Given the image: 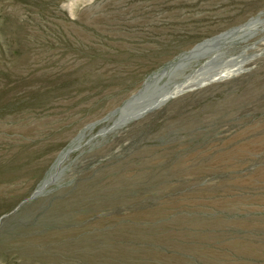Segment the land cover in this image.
Wrapping results in <instances>:
<instances>
[{
  "label": "rangeland",
  "instance_id": "1",
  "mask_svg": "<svg viewBox=\"0 0 264 264\" xmlns=\"http://www.w3.org/2000/svg\"><path fill=\"white\" fill-rule=\"evenodd\" d=\"M0 264H264V0H0Z\"/></svg>",
  "mask_w": 264,
  "mask_h": 264
},
{
  "label": "water",
  "instance_id": "2",
  "mask_svg": "<svg viewBox=\"0 0 264 264\" xmlns=\"http://www.w3.org/2000/svg\"><path fill=\"white\" fill-rule=\"evenodd\" d=\"M237 31V29L231 30L223 35H231L233 33H235ZM221 36V35H220ZM220 36H217L213 39H210L208 41H204L198 45H196L194 48H192L190 51H188L185 54H182L180 59L185 58V56L187 54H190L194 51H196L198 49V47H201L203 45H206L209 43L210 46L215 45L217 43V39H219ZM179 59V60H180ZM173 65H175V63H173L172 65H168L166 68L161 69L159 72L151 75L148 77V79L144 82L143 87L135 94L133 95L130 99H128L124 105L119 108L114 110L113 112H111L108 116L112 117L115 115H119V118H122L125 116V114L133 111L135 108H138V102H146V103H154V101L157 100L158 96L160 93L163 92L164 89L168 88L165 84L159 86V82L161 80V78L163 76H165L167 73V71H171L173 68ZM70 150H66L65 153L63 152L59 158L56 161V165H55V170H57L58 164L61 160L62 155H66ZM57 178V174L55 172H51L36 188V190L34 191V193L31 195V197L28 199H32L34 197H36L37 195H39L44 189L45 187H47L51 182L55 181V179Z\"/></svg>",
  "mask_w": 264,
  "mask_h": 264
},
{
  "label": "bare ground",
  "instance_id": "3",
  "mask_svg": "<svg viewBox=\"0 0 264 264\" xmlns=\"http://www.w3.org/2000/svg\"><path fill=\"white\" fill-rule=\"evenodd\" d=\"M257 21L256 20H252V21H250L249 23H247L246 25H244L243 27H240V28H238L237 29V31L235 32V33H233V34H231V35H235V34H237V33H244L246 30H251L252 29V27L254 26V24L256 23ZM258 27V26H257ZM259 28V27H258ZM241 35V34H240ZM228 35H221L220 37H219V39H217L218 41L217 42H220V41H224V40H227L228 38ZM239 37V36H238ZM234 38V37H233ZM207 48H209V43L208 44H206V45H203V46H201V47H198V49L196 50V51H194V52H192V53H190V54H187L186 56H185V58H183V59H180V60H184V59H186V58H189V57H192V58H195V57H197V56H194V55H196V54H198V53H200L201 51H205ZM243 52V51H242ZM245 53V52H244ZM194 56V57H193ZM216 57V56H215ZM235 59H237V58H235ZM180 60H179V62H180ZM234 60V59H233ZM210 61V60H209ZM231 61V60H230ZM237 61V60H236ZM242 63V62H241ZM245 64V63H244ZM175 65H173V67H174ZM235 66V65H234ZM172 67V68H173ZM236 68H237V66H235ZM233 68V67H232ZM225 69V68H224ZM227 69V68H226ZM219 70V71H217V72H215V73H213V76H211V77H207V78H200V77H196V78H194V79H191V80H189L188 82H186L185 84H183L180 88H177V89H175V90H173L172 92H170V93H167V94H165L166 92H168L169 90H171L172 88H166V89H164L163 90V92L162 93H160L159 94V96H158V98H157V100L156 101H154V103H146V102H141V101H139L138 103V112L136 113V114H134V116L132 117V118H135V117H137L138 115H141L142 113H145V112H147L148 110H152V109H155L156 107H158L159 105H161L162 103H164L165 101H167L170 97H172L175 93H177V92H180V91H183V90H186V89H190V88H192V87H195V86H197V85H199L200 83H202V82H205V81H211L212 80V78H218V77H221V76H223V75H225V74H228V73H230V72H233V71H235L236 69H231L230 70V72L229 71H227V70ZM168 72V71H167ZM139 113V114H138ZM66 157V155H62V157H61V160H62V158H65ZM60 160V161H61ZM60 163V162H59ZM58 168V167H57ZM56 171V170H55ZM57 173V172H56Z\"/></svg>",
  "mask_w": 264,
  "mask_h": 264
}]
</instances>
